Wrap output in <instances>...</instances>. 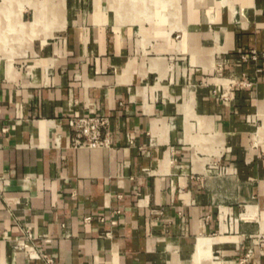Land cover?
Returning <instances> with one entry per match:
<instances>
[{"label": "crops", "instance_id": "0c3cea01", "mask_svg": "<svg viewBox=\"0 0 264 264\" xmlns=\"http://www.w3.org/2000/svg\"><path fill=\"white\" fill-rule=\"evenodd\" d=\"M30 250L264 264V0H0V264Z\"/></svg>", "mask_w": 264, "mask_h": 264}, {"label": "built area", "instance_id": "2783aa9c", "mask_svg": "<svg viewBox=\"0 0 264 264\" xmlns=\"http://www.w3.org/2000/svg\"><path fill=\"white\" fill-rule=\"evenodd\" d=\"M70 130L71 146L76 149H96L108 144L109 119L100 116H72L66 119ZM19 249V247H15ZM31 258L43 261L44 264H55L47 255L29 251Z\"/></svg>", "mask_w": 264, "mask_h": 264}]
</instances>
